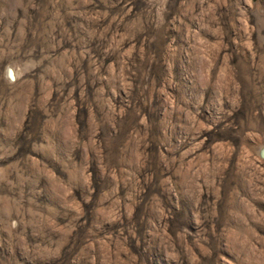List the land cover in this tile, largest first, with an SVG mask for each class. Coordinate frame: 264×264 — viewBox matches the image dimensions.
<instances>
[{"label":"rangeland","instance_id":"obj_1","mask_svg":"<svg viewBox=\"0 0 264 264\" xmlns=\"http://www.w3.org/2000/svg\"><path fill=\"white\" fill-rule=\"evenodd\" d=\"M0 264H264V0H0Z\"/></svg>","mask_w":264,"mask_h":264}]
</instances>
